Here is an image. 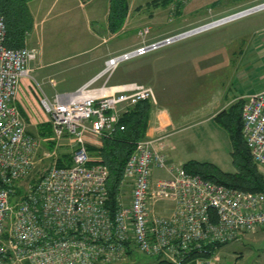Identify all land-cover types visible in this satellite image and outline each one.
I'll use <instances>...</instances> for the list:
<instances>
[{
    "label": "built area",
    "instance_id": "built-area-1",
    "mask_svg": "<svg viewBox=\"0 0 264 264\" xmlns=\"http://www.w3.org/2000/svg\"><path fill=\"white\" fill-rule=\"evenodd\" d=\"M5 34L0 14V264H118L138 252L151 264H215L208 256L221 245L264 228L263 192L167 167L161 137L136 142L110 202L108 169L91 157L86 138L123 129L120 115L136 101L154 103L155 95L136 82L93 84L121 60L157 48L158 41L108 58L104 70L75 91L39 97L51 129L43 141L53 149L43 153L50 160L46 170L31 179L41 143L12 101L37 52L5 46ZM241 98L242 136L264 170V88ZM62 143L71 146L69 165L57 163L55 149ZM155 168L169 176L154 179Z\"/></svg>",
    "mask_w": 264,
    "mask_h": 264
},
{
    "label": "rangeland",
    "instance_id": "rangeland-1",
    "mask_svg": "<svg viewBox=\"0 0 264 264\" xmlns=\"http://www.w3.org/2000/svg\"><path fill=\"white\" fill-rule=\"evenodd\" d=\"M149 1L130 0L124 24L116 32L105 28L102 15L99 21H88L85 10L77 6L75 0H60L56 3L53 10L47 14V18L38 26L37 38L35 35L32 38L28 36L25 43V46L36 49L34 61H41L46 66L42 71L53 72L49 79L53 86L48 80L41 84L39 78L33 79L29 87L34 93L33 98H37L32 88L34 84L41 94L43 90L48 97V93L53 89L63 93L65 90L73 89L84 79L89 70L92 73L99 68L103 69L105 67L103 58L107 60L142 44L171 38L264 3V0H231L235 3L207 4L194 9L193 0H174L166 7L146 6ZM226 1L229 3L230 0ZM243 1L249 2L243 3ZM63 5L73 9L58 13ZM92 45L96 47L82 51ZM105 50L111 52L106 53ZM102 56V59L99 58ZM155 60L169 63L160 66L166 68V78H177L180 81V84L176 85L178 88L170 94L160 92L161 95H168L171 98L175 97L176 93L177 96H183L179 105L177 104L178 108H190L196 102L202 101L208 91L217 86L226 88L228 97L235 99L232 102L234 103L243 93L254 92L264 87V8L172 40L143 55L121 60L114 69L99 76L93 85H101L104 81L110 85L112 82L148 80L149 73L154 70L150 65ZM32 70L29 77H35ZM109 77H111L110 81H108ZM204 78L207 81L204 85H199L200 80ZM194 94L198 96L194 98L192 96ZM32 107L27 106L31 119L36 121L34 123L42 121L44 112L41 106L37 105L38 114ZM174 110L178 112L177 108ZM214 122L203 123L173 134L171 139L175 149L172 152L173 156L167 160V167L177 168L189 159L199 161L204 160L199 158H205L210 161L208 145L210 141L206 140L207 136L213 138L220 136L218 151L221 153L223 150L225 162L231 165L230 153H228L232 148L230 137L222 127L215 126L217 123ZM45 123H40L38 127L36 124H29L28 119L25 118L27 132L37 137L41 143L36 163L30 174L31 179L42 174L50 163L48 157L43 154L53 149L52 145L49 147V143L43 141L50 135L45 136L40 133L47 131ZM190 135L195 138V143L189 142ZM70 151L69 143H62L55 149L58 155L68 154ZM257 168L264 174L263 168ZM168 176L166 169L153 170L154 179ZM122 188L123 193L127 195L130 190L129 184H124ZM255 232L257 230L242 233L239 239L221 245L208 257H212L215 264H264V233H256L253 237H257V240L254 241L251 239L254 234L251 233ZM144 258L146 257L138 252L136 258L130 257L118 264H150V261L147 262Z\"/></svg>",
    "mask_w": 264,
    "mask_h": 264
},
{
    "label": "trees",
    "instance_id": "trees-1",
    "mask_svg": "<svg viewBox=\"0 0 264 264\" xmlns=\"http://www.w3.org/2000/svg\"><path fill=\"white\" fill-rule=\"evenodd\" d=\"M31 0H0V14L6 27L4 45L11 48L25 46L26 37L33 28V17L28 8ZM174 0H150L146 3L152 7H166ZM178 6L180 5L177 4ZM128 14V0H109L107 29L118 31L124 24ZM243 98L238 99L217 112L213 119L229 135L232 148L230 157L234 171H223L216 164L209 161L190 159L182 167L189 173L198 174L213 182L245 191L264 193V174L253 162L241 132V108ZM152 103L149 100H139L130 105L119 118L120 129L116 126L111 132L101 136V145H88L90 155L96 157L108 169L107 189L110 202L120 191L125 163L134 150L138 140L145 137V131L150 117ZM48 130L40 133L51 134ZM51 144H49L50 147ZM69 154H60L58 165L71 163ZM137 257V254L135 255ZM146 257V256H145ZM152 263L149 257L144 258Z\"/></svg>",
    "mask_w": 264,
    "mask_h": 264
},
{
    "label": "crops",
    "instance_id": "crops-1",
    "mask_svg": "<svg viewBox=\"0 0 264 264\" xmlns=\"http://www.w3.org/2000/svg\"><path fill=\"white\" fill-rule=\"evenodd\" d=\"M59 1L60 0H31L28 2V8L33 17V28L31 32L27 35L26 40L28 36L32 38L33 35H35V38H37L36 31L38 30V26L40 25L41 22H43L47 18V14L53 10L54 5H56V3H58ZM75 1L77 2V6L85 10L88 21L96 22L97 20L98 21L101 20L100 18L104 16V19H102V21L104 23L105 28L107 29L109 0H75ZM249 1H243V3L249 2ZM128 2L130 3V0H128ZM193 2H194V6H193L194 9L207 5V4H217V5L223 4L224 5L225 3L226 4L235 3L231 0L229 1V3L226 0H193ZM72 9H73L72 7H67L63 5L61 8H59L58 13H62L64 11H68ZM30 38L28 39V41L30 40ZM97 45L98 44H96V46ZM96 46L92 45L89 48H86L82 51L84 52L86 50H90L92 48H95ZM105 51L106 53L111 52L109 50H105ZM103 56L99 58L102 59ZM104 59L105 58H103V62L105 63L106 59L105 60ZM167 64L169 63H165L161 61L159 62L158 60L153 61V63L150 66L153 67L154 70L151 73H149L150 76H148V80L139 81V82L133 81V82L150 86L154 91L155 102L154 103L152 102V109H151L150 117L148 119V125L145 131V137H151V138L161 137L160 141L162 143L163 151L167 154V160H169V158L173 156L172 152L175 149V146L171 139V136L173 134H175L176 132H181L188 128L199 126L203 123L214 122V119H213L214 115L220 110L227 108L235 99L234 98L231 99L230 97H228L226 88H224L223 86H217L213 88L211 91L209 90L205 98L202 99V101L196 102L195 105L191 106L190 108L188 109L182 108V107L178 108V105L181 102L180 99L183 96L182 97L177 96V93L175 97L173 96V98H171L168 95L166 96L163 95L164 94L163 91L167 94H170L171 92H173L175 89L178 88L176 85L180 84V81H178L177 78L171 79L170 77H168V75H167L168 78H166V74H167L165 72L166 68L165 67L160 68V66L167 65ZM29 66L33 69L32 73L35 74V77L34 76H33L34 78L33 77H23L21 79L19 83V89H18L17 95L15 99L12 101V104L17 107L24 121H25V118H27L29 124H36L38 127H40L41 125L40 123H45V122L49 123L48 116L45 113H43L44 117H42V121L40 120L39 122L34 123L36 121L35 120L33 121V119H31V114L29 113L27 106H30V107L33 106L32 107L33 111L38 114L39 108H37V105L40 106L39 97L40 96L48 97V96L45 94V92L42 89H41L42 90V94H41L39 90L37 89V86L34 84V87L32 88H34L33 91L35 92L37 98L36 97L33 98L32 95L34 93L31 92V90H29V87L32 84L33 79L35 80L36 78L40 79L41 84L46 83L47 80H48V83L51 84L49 82V79L50 77H52L53 72L52 71L51 72L42 71V69L45 68L46 66H44V64L41 61L35 62L33 60L29 63ZM103 70L104 68L103 69L99 68L98 70L92 73L90 72L91 70H89V72H86L87 74L84 77V79L81 80L76 86H74L73 89L65 90L63 91V93H69V92L75 91L80 86L91 81L96 75L101 73ZM195 78H196L195 80L197 81V76H195ZM110 80H111V77L108 78V81ZM205 81H207L206 78L201 79L199 82V85H204ZM128 82H131V81L112 82L110 83V85H118V84H123V83H128ZM36 89L38 90V92ZM161 91L163 93L162 95L160 94ZM254 92H245L240 96L242 97V96L254 93ZM48 94H49L48 98L52 99L56 94H61V92L59 90L53 89ZM192 96L196 98L198 95L194 94ZM176 108L178 111L177 113L174 110ZM215 126L219 127L218 124H216ZM48 127L50 129V124L48 125ZM213 132L218 134L215 130H213ZM218 137L220 138V136ZM189 138H190L189 142L195 143V138L192 135H190ZM219 138H213V137H208V136L206 138L207 141H210V143L208 144L210 147L209 151H210V156H211L209 162L216 164L223 171H229V172L234 171V166L232 165V162H231V165H228L226 163L227 161L225 162L224 154L222 153L223 150H221L222 152L220 151L221 153H219L218 151L219 149L218 140H220ZM86 140L88 142V145H93V146L101 145V137L88 136ZM91 157L96 158L92 155ZM199 159H204V160H199V161H207L205 158H199ZM230 160H231V157H230ZM256 233H264V228L258 229L257 232L255 233H251V234H254L251 237V239L254 241L257 240V237H253L255 236ZM244 237H241V238H244Z\"/></svg>",
    "mask_w": 264,
    "mask_h": 264
},
{
    "label": "water",
    "instance_id": "water-1",
    "mask_svg": "<svg viewBox=\"0 0 264 264\" xmlns=\"http://www.w3.org/2000/svg\"><path fill=\"white\" fill-rule=\"evenodd\" d=\"M263 8H264V3H261V4H258V5H255L253 7L247 8L245 10L239 11L237 13H234L232 15L226 16L224 18H221L219 20H216L214 22L208 23L206 25H203V26L197 27L195 29L186 31V32H184L182 34L175 35V36H173V37H171L169 39L171 41L172 40H176V39H180V38H183V37L188 36L190 34H193V33H196L198 31H201V30L207 29L209 27H212L214 25H218V24L224 23L226 21L236 19L238 17H241L243 15H246V14H249V13H252V12H255V11L260 10V9H263ZM166 42H167V40L165 39V40L158 41L156 44H157V46H161V45L165 44Z\"/></svg>",
    "mask_w": 264,
    "mask_h": 264
}]
</instances>
